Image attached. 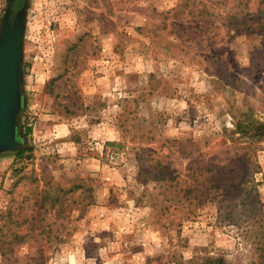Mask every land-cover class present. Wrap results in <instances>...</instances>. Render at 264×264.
<instances>
[{"label":"rangeland","instance_id":"obj_1","mask_svg":"<svg viewBox=\"0 0 264 264\" xmlns=\"http://www.w3.org/2000/svg\"><path fill=\"white\" fill-rule=\"evenodd\" d=\"M7 17L0 264H264V0H0V35Z\"/></svg>","mask_w":264,"mask_h":264},{"label":"water","instance_id":"obj_2","mask_svg":"<svg viewBox=\"0 0 264 264\" xmlns=\"http://www.w3.org/2000/svg\"><path fill=\"white\" fill-rule=\"evenodd\" d=\"M0 40V149L13 143L12 113L16 98V61L19 54L20 32L17 20L7 17Z\"/></svg>","mask_w":264,"mask_h":264},{"label":"trees","instance_id":"obj_3","mask_svg":"<svg viewBox=\"0 0 264 264\" xmlns=\"http://www.w3.org/2000/svg\"><path fill=\"white\" fill-rule=\"evenodd\" d=\"M30 132V130H24V134H28ZM23 152H19V154H22ZM224 179H225V175H224Z\"/></svg>","mask_w":264,"mask_h":264},{"label":"crops","instance_id":"obj_4","mask_svg":"<svg viewBox=\"0 0 264 264\" xmlns=\"http://www.w3.org/2000/svg\"><path fill=\"white\" fill-rule=\"evenodd\" d=\"M27 138V137H26Z\"/></svg>","mask_w":264,"mask_h":264}]
</instances>
